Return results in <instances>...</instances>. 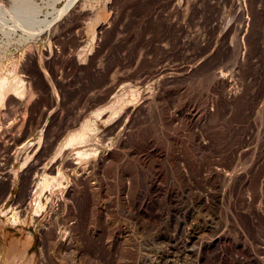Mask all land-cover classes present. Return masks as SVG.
Masks as SVG:
<instances>
[{
  "label": "rangeland",
  "instance_id": "rangeland-1",
  "mask_svg": "<svg viewBox=\"0 0 264 264\" xmlns=\"http://www.w3.org/2000/svg\"><path fill=\"white\" fill-rule=\"evenodd\" d=\"M168 1L35 0L40 11L22 13L14 0H0V248L22 242L24 234L34 239L37 264H264V223L257 219L264 212V163L256 157L264 149V0H189L186 20ZM16 15L27 30L11 31ZM246 19L243 62L238 44ZM202 61L207 66L191 74ZM221 73L242 97L229 108L219 99V110L206 117ZM138 93L160 100L133 128L110 134L98 120L101 111H110L116 94L134 106ZM189 114L192 126L183 118ZM86 120L95 125L87 132L90 146L77 147L89 149L83 155L69 150L74 142L67 140ZM195 132L206 147L199 155ZM122 136L129 151L117 149ZM113 151H120L119 161L101 173L108 186L93 175L90 202L81 185L57 184L58 172L45 182L42 169L55 157L85 166ZM75 165L62 173L71 176ZM39 182V194L50 198L28 201ZM196 193L209 202L196 203ZM76 194L91 208L81 217L72 205ZM17 260L8 264H23Z\"/></svg>",
  "mask_w": 264,
  "mask_h": 264
},
{
  "label": "bare ground",
  "instance_id": "bare-ground-1",
  "mask_svg": "<svg viewBox=\"0 0 264 264\" xmlns=\"http://www.w3.org/2000/svg\"><path fill=\"white\" fill-rule=\"evenodd\" d=\"M15 1V3H16V8H17V10L18 11H21L22 13H24L29 7L31 8V7H33V9L36 11V12H39L40 11V9L37 7V6H35V0H14ZM73 1V0H72ZM170 2V3H169ZM182 2H183V4L184 5H182V6H184V7H182L181 6V2L180 3H177V4H175L174 3V0H170V1H168V3L169 4H171L172 3V5H173V7H171V8H173L175 11H176V13H178V15H180V16H183V18H184V20H186L187 18H188V12H189V9H190V3H189V0H182ZM233 3V0H228V2L226 3V5H231ZM72 4V3H71ZM70 4V5H71ZM195 5V4H194ZM186 6V7H185ZM237 14L243 19L244 17H245V15L247 14V8H246V5L245 6H243L242 4H240L239 5V7H238V10H237ZM238 15H236L237 16V18H238ZM34 19H35V22L37 23V20H38V18H37V16H34ZM243 20H245V19H243ZM247 20V19H246ZM12 21H13V26H12V28H11V31H13V30H15V31H17L18 29H22V30H27L28 28H27V25H26V20H25V18L24 17H21V16H19V15H16V17L14 16L13 18H12ZM35 23V24H36ZM38 24V23H37ZM217 24V23H216ZM245 24H246V26H247V30H246V33H245V35H244V38L242 39V41H240L239 42V44H238V50H239V52H241V50H242V48L244 49V55L242 54V60L244 59V58H246V48H245V39L248 37V31H249V28H250V25H251V22L249 21V19L247 20V22L245 21ZM181 27V26H180ZM219 27V26H218ZM218 27H213V29L216 31V29L218 28ZM27 28V29H26ZM232 28V27H231ZM101 29H102V27H101ZM104 29V28H103ZM1 30V29H0ZM10 30V29H9ZM106 30V29H105ZM15 31H13V32H15ZM242 31H243V27H242ZM28 32V31H27ZM227 36V35H226ZM225 37V36H224ZM225 39H226V37H225ZM225 39H224V41H225ZM241 57V56H240ZM241 60V59H240ZM243 62H244V60H243ZM205 66H207V65H205V61H202V62H200L199 64H197L196 66H194V67H191L190 68V73L192 72V73H196V72H200L199 70H201V68H203V67H205ZM165 70V69H164ZM161 71V70H160ZM188 72V71H187ZM156 73H158V72H156ZM160 74H163V73H165V71H162V72H159ZM191 73V74H192ZM181 74H183V73H181ZM187 74H189V73H187ZM190 74V75H191ZM157 75H159V74H157ZM164 75V74H163ZM202 75H204V74H202ZM214 75H212V77H213ZM176 77H178L177 75H174L173 77H172V79L173 80H175L176 79ZM153 78V77H152ZM124 79H126L125 77H124ZM143 79H145V78H143ZM162 79V78H161ZM160 79V80H161ZM149 80H151V79H149ZM155 80V79H154ZM159 80V81H160ZM120 82H121V79L119 80ZM118 81V82H119ZM166 81V80H165ZM168 81H169V79H168ZM167 81V82H168ZM172 81V80H171ZM233 80H232V78L230 77V76H228V75H226V74H223V73H221V74H219V75H217L216 74V76H214V79H213V83H214V86H213V91H212V93H216L217 94V98H218V100L217 99H215L214 98V101L212 100V103H210L211 104V106H212V110H211V112H207L206 113V117H208V116H210V115H213L212 113L213 112H215V111H217V110H219V103H220V100L219 99H221V103H223V101L222 100H224V101H226V105H228V104H230V105H228V108H229V106L231 107V106H233L235 103H237L239 100H240V98L242 97L241 95H242V90H240L239 91V89L238 90H235L234 88H232L231 87V85H232V82ZM123 82V81H122ZM121 82V83H122ZM236 82V81H235ZM234 82V83H235ZM124 83L125 82H123L122 84L124 85ZM145 83H147V81H144V80H141L140 82H138L137 84H136V86L139 88H141V86L142 85H144L145 86ZM149 83V82H148ZM156 83V82H155ZM116 84H117V82H116ZM120 84V83H119ZM158 84V83H157ZM148 85V84H147ZM151 85H154V83L153 84H151ZM150 85V86H151ZM113 86V85H112ZM115 86V85H114ZM113 86V87H114ZM117 86V85H116ZM113 87H111V89L113 88ZM136 87V88H137ZM159 87V86H158ZM16 88V87H15ZM145 88V87H144ZM118 89V88H117ZM142 89V88H141ZM151 89V88H150ZM156 89V88H155ZM110 90V89H109ZM112 90H114V89H112ZM120 90V89H119ZM139 90V89H138ZM154 91V90H153ZM108 92V91H107ZM136 92V91H135ZM142 91H139V93H141ZM150 93H151V91H149ZM246 92V91H245ZM110 93V92H109ZM115 93V92H114ZM113 93V94H114ZM130 93V92H129ZM138 93V94H139ZM148 94V93H147ZM142 95V97H141V94H139L140 95V97L141 98H139V100L135 103L136 105H131L130 106V104L128 103V101L124 98V99H119L118 98V94H116L117 96H116V100H117V102H116V104H118V106L116 105V104H114V105H112V107L109 109L110 111H108V112H106L107 111V109H105L104 110V112L105 113H103V111H101L102 113L99 115V117L98 116H96V117H98V120L101 122V123H103V124H105L106 126H107V129L109 130V132H110V134L112 133V134H114L113 132H115V134L117 133L116 132V130H118V128H122L121 130H123L124 128H126L127 126H129V125H132V124H134V121H136V119L137 118H139L141 115L143 116V114H145L146 113V111L147 110H149V109H151L152 107V105L154 106V103H155V101H159L160 99L159 98H156V97H153V96H148V95ZM243 94H245V93H243ZM134 95H135V93H134ZM115 96V95H114ZM132 96V95H131ZM137 96V95H136ZM105 97V96H104ZM113 97V96H112ZM134 98V97H133ZM105 99H106V97H105ZM132 99V98H131ZM54 100V99H53ZM56 100H57V98H56ZM55 100V101H56ZM96 100V99H95ZM101 100V99H100ZM135 102V101H134ZM211 102V101H210ZM106 103V102H105ZM120 103V104H119ZM220 103V104H221ZM233 104V105H232ZM192 105V104H191ZM190 105V106H191ZM219 105V106H218ZM109 106V105H108ZM133 106V107H132ZM95 107V106H94ZM206 107H208V104H206ZM219 107V108H218ZM191 108H193V107H189V111L191 112L192 110H191ZM206 109H208V108H206ZM101 110H103V109H101ZM90 111V110H89ZM100 111V110H99ZM97 113V112H96ZM148 113V112H147ZM189 113V112H188ZM192 113V112H191ZM211 113V114H210ZM97 115V114H96ZM187 115V114H186ZM79 117V116H78ZM81 117H83V116H81ZM80 117V118H81ZM96 117H93L94 119L96 118ZM185 117H186V119H185ZM194 116L193 115H191V114H189V116H183V118L186 120V122H187V124H189L190 126H192L194 123H193V118ZM79 118V120L78 121H80L81 119ZM140 120V119H139ZM87 121V120H86ZM93 122V121H92ZM90 120H88L82 127V130H80V131H76L75 132V134L73 135H71V137H70V141L69 140H67L68 141V144L70 145V143H73V145H70L71 147H72V149H69V150H71V151H74L75 150V152H77L76 150L78 149L77 147L78 146H80V145H83L82 147H88V146H90V144L89 143H87V141H90L89 139H87L88 138V134H87V132H89L88 130L91 128V124L93 125V123H92ZM77 123V122H76ZM81 123V122H80ZM79 122H78V124H80ZM137 123V122H136ZM139 123V122H138ZM73 125V124H72ZM95 125V124H94ZM93 125V126H94ZM136 125H138L137 126V128H139L138 129V134L140 133L139 132V130L141 129L140 128V126H139V124H136ZM134 126H135V124H134ZM129 127H132L133 128V126H129ZM73 128V127H72ZM75 128H77V127H75ZM1 129V128H0ZM69 129V128H68ZM92 129V128H91ZM129 129V128H128ZM75 130V129H74ZM93 130V129H92ZM135 130V129H134ZM129 131V130H128ZM127 131V132H128ZM131 131H133V129H131ZM78 132H80V133H78ZM93 132V131H92ZM96 132V131H95ZM106 132V131H105ZM119 132V131H118ZM78 133V134H77ZM97 133V132H96ZM120 133V132H119ZM130 133V132H129ZM95 134V133H94ZM118 134V133H117ZM126 134V133H125ZM128 134V133H127ZM132 134H134V132L133 133H130V135H132ZM99 135V134H98ZM136 135V134H135ZM102 136V135H101ZM106 136V135H105ZM104 136V137H105ZM115 136V135H114ZM126 136H128L129 137V135H126ZM194 140H195V143H196V154L197 155H199V154H202V152L206 149V147H205V143L202 141L203 139H201V137H200V135H199V133H197V132H195L194 133ZM103 136H102V138H104ZM107 137V136H106ZM113 137V136H112ZM136 137V136H135ZM74 138H76V140H74ZM130 138V137H129ZM69 139V138H68ZM107 139V138H106ZM109 139V138H108ZM112 139V138H111ZM132 139V138H131ZM130 139V140H131ZM74 140V141H73ZM100 140V138L98 137V140L97 141H99ZM105 140V139H104ZM110 140V139H109ZM136 140L137 139H135V142H136ZM97 141L95 142V143H97ZM138 141V140H137ZM87 144H86V143ZM108 142V141H107ZM106 142V143H107ZM111 142V141H110ZM134 142V141H133ZM57 143V142H56ZM100 143V142H99ZM150 143V142H149ZM129 143H128V139L125 137V136H122L120 139H119V141H118V145H117V149L119 150H126L127 149V147L129 146L128 145ZM131 144V143H130ZM135 144H137V143H135ZM139 144V143H138ZM95 145H97V144H95ZM100 145V144H99ZM140 145H142V144H140ZM139 145V147L138 148H140L141 146ZM145 145V144H144ZM53 146H54V144H53ZM103 146V145H102ZM131 147H133V145L132 146H130V148ZM62 148V147H61ZM65 148V147H64ZM68 148H70V147H68ZM129 148V149H130ZM133 148H135V147H133ZM262 148H264V147H262ZM132 149V148H131ZM149 149V148H148ZM65 150V149H64ZM115 150V149H114ZM128 150V149H127ZM134 149H132V151H133ZM139 150V149H138ZM137 150V151H138ZM152 150V149H151ZM61 151H63V150H61ZM68 151V150H67ZM87 151H89V149L88 150H84L83 149V151L82 150H79V152H77L78 154H83V155H88V153L89 152H87ZM129 151V150H128ZM69 152V154L68 155H73L72 153H70V151H68ZM118 152H120V151H118ZM117 152V153H118ZM122 152V151H121ZM115 151H113V152H111V153H108V155H106V156H103L102 155V157H99V158H95V156L93 157V159H86L87 161H86V164H85V166H82L81 164L80 165H75V164H73V162H72V160L71 159H68V158H65L64 156V158L62 159H58V157H55L52 161H53V163H52V165H45V167H43L44 169H42V173H43V176L45 177V182L47 181V183L49 182V180H51L52 178L50 177V176H48V175H51V174H53V173H55V172H58V175L60 176V178H61V180H59L58 182H56L57 184H59V185H61V184H63V182L64 181H66L67 183H73V185H81L82 186V189H83V195L86 197V199H88V201L90 202L91 200H89L90 198H91V196H92V194H94V184L92 183V182H94L93 180H92V176L94 175L95 177H96V180H98L97 182H99L100 183V185L102 186V187H105L106 185L108 186V184L106 183V180H105V178L101 175V173H103V170H105V169H107L108 167H110L111 165H113L114 164V162L115 163H117L118 161H119V159H117V155H115ZM116 153V154H117ZM130 152H128V154H129ZM135 153V152H134ZM62 154H64V152L62 153ZM67 154V153H66ZM98 154V153H97ZM67 155V156H68ZM118 155H119V153H118ZM61 156V155H60ZM66 156V155H65ZM100 156V155H99ZM34 157V156H33ZM98 157V156H97ZM132 157H134L133 159H138V160H141L142 161V159L140 158V157H138V155H136V156H132ZM257 158H258V160H259V162H261V163H264V149L263 150H261V151H259L258 153H257V156H256ZM31 157H29V159H30ZM25 160H28V159H25ZM54 160H56V161H54ZM80 160H82V159H80ZM146 160V159H145ZM150 160V159H149ZM32 161V160H31ZM78 161V160H77ZM148 161V160H147ZM30 162V161H29ZM80 162V161H79ZM144 162V161H143ZM27 163V162H26ZM34 163V162H33ZM78 163V162H77ZM113 163V164H112ZM48 164H50V163H48ZM111 164V165H110ZM145 164V163H144ZM35 165V164H34ZM37 165V164H36ZM56 165H58V167L57 168H55L56 167ZM73 166L74 167V165H75V168L74 169H72V172H73V170H74V174H72L71 176H67V174H66V172L63 174L62 173V171H63V169H66V167L67 166ZM84 165V164H83ZM146 165V164H145ZM264 165V164H263ZM26 166V165H25ZM69 166V167H70ZM71 166V167H72ZM68 167V168H69ZM183 167V166H182ZM181 167V168H182ZM201 167V166H200ZM185 167H183L181 170H180V177H182L183 178V180H186L187 179V177H189L188 175H189V173H188V171H186V168L184 169ZM196 168H199V167H196ZM262 168H264V166L262 167ZM67 170V169H66ZM197 170H199V169H197ZM212 171V170H211ZM218 171V170H217ZM221 171V170H220ZM219 171V172H220ZM190 172V171H189ZM226 172V171H225ZM227 172H229V171H227ZM212 173H214V172H212ZM66 174V175H65ZM105 174V173H104ZM127 174H129V173H127ZM191 174V173H190ZM216 174V173H215ZM220 174H223V173H220ZM220 174H218L219 176H220ZM229 174V173H228ZM228 174H226L225 173V178L227 179V177H228ZM132 175V174H131ZM212 176L214 175V174H211ZM217 175V174H216ZM191 176V175H190ZM39 177V176H38ZM49 177L51 178V179H49ZM122 177H123V179L126 177V175H124V174H122ZM193 177V176H192ZM230 177V176H229ZM53 178H55V177H53ZM95 180V179H94ZM57 181V180H56ZM147 181V180H146ZM153 181V180H152ZM37 182H38V180H37ZM124 182V181H123ZM150 182V181H149ZM66 183V184H67ZM99 183H96V184H99ZM151 184V183H150ZM153 184V183H152ZM9 185V184H8ZM13 185H15V183H13L11 186L13 187ZM10 185H9V187H11ZM42 185H40V182L39 183H35L34 184V187H33V189L31 190V192L29 193L30 194V197H29V199H28V201L29 200H31V198H34L35 197V195H36V197L37 198H39V200L42 202V201H44L45 199L46 200H48L50 197H47V198H45V195L43 194V192L41 193V191H40V194H39V189H41L40 187H41ZM48 186V185H47ZM53 186V185H52ZM62 186V185H61ZM51 187V186H50ZM49 187V188H50ZM59 187V186H58ZM126 187V186H125ZM124 187V189H123V193H125V192H128L129 191V188L131 187L130 185H128L126 188ZM134 187V186H133ZM34 188H36V189H34ZM105 188H107V187H105ZM128 188V189H127ZM151 188V187H150ZM51 189V188H50ZM104 189V188H103ZM46 190V189H45ZM52 190V189H51ZM96 191V190H95ZM53 192V191H52ZM102 192V191H101ZM74 194V193H73ZM80 194V193H79ZM79 194H76V195H74V201H73V203H72V205H73V207H74V211H75V213H77V214H79L80 215V217L82 216V214L85 212V210H87V209H90L91 210V208L90 207H88V208H86V205L84 204V203H82L83 202V200H82V202H80L81 201V198H79ZM101 194H104V193H101ZM104 196V195H103ZM81 197V196H80ZM105 197V196H104ZM39 201V202H40ZM195 201H196V203H198V204H203V202L204 201H206V203H208L209 202V198H205L203 195H201V194H199V193H196L195 194ZM49 202H50V200H49ZM93 202V201H92ZM29 202H27V206H26V208L28 207L29 208V205L30 204H28ZM35 203V202H34ZM88 203V202H87ZM205 203V202H204ZM40 204V203H39ZM43 203H41L40 205H42ZM50 203H47V205H49ZM25 205V204H24ZM39 206V205H38ZM97 206V205H96ZM40 207H42V206H40ZM47 206L45 205V207L44 208H46ZM259 207V206H258ZM25 209V208H24ZM263 209H264V207H263ZM257 210H258V212H259V209L257 208ZM89 211V210H88ZM92 212H94L95 214H99V215H102V213H103V210H101V209H97V207L95 208L94 206H93V208H92ZM256 213V212H255ZM90 214V213H89ZM88 214V215H89ZM85 215H87V214H85ZM92 216H95L94 214H91ZM259 215H262V217L263 218H261L260 216H258L257 214L255 215V217L256 216H258V220H263V223H264V212H263V210H261L260 209V213H259ZM79 217V218H80ZM100 218V217H99ZM79 220V219H78ZM79 222H81L80 223V225H81V227L84 229L86 226V223H84V221L82 222V221H79ZM86 222V221H85ZM255 222V221H254ZM75 227V226H74ZM85 230V229H84ZM260 255V254H259ZM255 257V256H254ZM253 257V258H254ZM264 260V259H263Z\"/></svg>",
  "mask_w": 264,
  "mask_h": 264
},
{
  "label": "crops",
  "instance_id": "crops-1",
  "mask_svg": "<svg viewBox=\"0 0 264 264\" xmlns=\"http://www.w3.org/2000/svg\"><path fill=\"white\" fill-rule=\"evenodd\" d=\"M4 236V235H3ZM25 237V238H24ZM34 239L31 240V237L26 236L23 234V241L19 242L18 244H14L13 246H10L9 248H0V263L1 264H8L12 259L14 255H17L18 262L21 260L23 264H37V255H31L30 252L33 248ZM25 254V257L22 258ZM22 258V259H21Z\"/></svg>",
  "mask_w": 264,
  "mask_h": 264
}]
</instances>
